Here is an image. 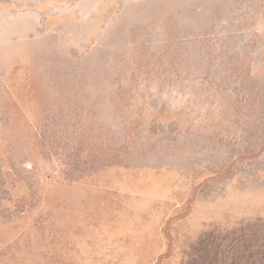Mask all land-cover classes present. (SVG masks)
<instances>
[{"label": "rangeland", "instance_id": "obj_1", "mask_svg": "<svg viewBox=\"0 0 264 264\" xmlns=\"http://www.w3.org/2000/svg\"><path fill=\"white\" fill-rule=\"evenodd\" d=\"M0 264H264V0H0Z\"/></svg>", "mask_w": 264, "mask_h": 264}]
</instances>
